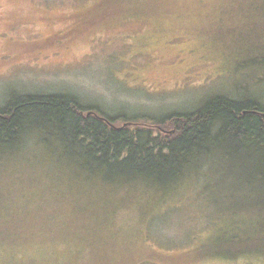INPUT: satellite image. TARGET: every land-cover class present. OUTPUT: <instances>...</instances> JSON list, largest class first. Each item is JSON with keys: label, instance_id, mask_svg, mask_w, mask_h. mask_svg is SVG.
<instances>
[{"label": "rangeland", "instance_id": "rangeland-1", "mask_svg": "<svg viewBox=\"0 0 264 264\" xmlns=\"http://www.w3.org/2000/svg\"><path fill=\"white\" fill-rule=\"evenodd\" d=\"M263 54L264 0H0V105L62 93L144 118L264 102ZM34 139L0 154V264H264L262 178L213 155L166 191L90 183L76 199L87 179Z\"/></svg>", "mask_w": 264, "mask_h": 264}, {"label": "trees", "instance_id": "trees-1", "mask_svg": "<svg viewBox=\"0 0 264 264\" xmlns=\"http://www.w3.org/2000/svg\"><path fill=\"white\" fill-rule=\"evenodd\" d=\"M252 64L263 68L264 54ZM32 137L87 179L86 185L73 184L76 199L92 197L84 196L90 183H142L166 191L209 169L213 155L246 176L247 185L262 178L264 187V102L255 98L219 94L192 112L130 118L84 105L71 94L12 93L0 105V154L21 151Z\"/></svg>", "mask_w": 264, "mask_h": 264}]
</instances>
